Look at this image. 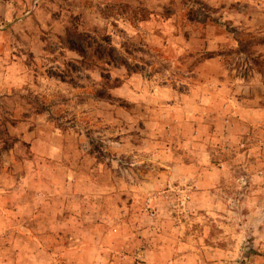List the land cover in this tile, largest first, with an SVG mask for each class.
<instances>
[{"label":"rangeland","instance_id":"rangeland-1","mask_svg":"<svg viewBox=\"0 0 264 264\" xmlns=\"http://www.w3.org/2000/svg\"><path fill=\"white\" fill-rule=\"evenodd\" d=\"M0 264H264V0H0Z\"/></svg>","mask_w":264,"mask_h":264},{"label":"crops","instance_id":"crops-1","mask_svg":"<svg viewBox=\"0 0 264 264\" xmlns=\"http://www.w3.org/2000/svg\"><path fill=\"white\" fill-rule=\"evenodd\" d=\"M216 97H217V96H216ZM209 100H210V99H209ZM214 102H215V101H214ZM206 104H208V103H205V105H206ZM213 176H215V175H213ZM212 179H213V181H214V180L216 181V178H215V177H213ZM215 181H214V182H215Z\"/></svg>","mask_w":264,"mask_h":264}]
</instances>
